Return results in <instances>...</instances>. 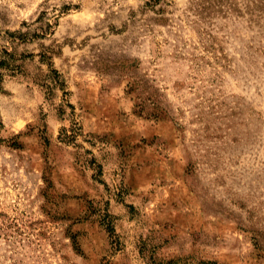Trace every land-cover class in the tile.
<instances>
[{
	"label": "rangeland",
	"instance_id": "obj_1",
	"mask_svg": "<svg viewBox=\"0 0 264 264\" xmlns=\"http://www.w3.org/2000/svg\"><path fill=\"white\" fill-rule=\"evenodd\" d=\"M208 262L264 264V0H0V264Z\"/></svg>",
	"mask_w": 264,
	"mask_h": 264
},
{
	"label": "trees",
	"instance_id": "obj_2",
	"mask_svg": "<svg viewBox=\"0 0 264 264\" xmlns=\"http://www.w3.org/2000/svg\"><path fill=\"white\" fill-rule=\"evenodd\" d=\"M149 116H154V117H156L157 116V114H149ZM204 264H211L210 262H208V263H204Z\"/></svg>",
	"mask_w": 264,
	"mask_h": 264
}]
</instances>
